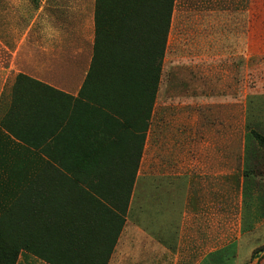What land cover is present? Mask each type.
Segmentation results:
<instances>
[{"label": "crops", "instance_id": "obj_1", "mask_svg": "<svg viewBox=\"0 0 264 264\" xmlns=\"http://www.w3.org/2000/svg\"><path fill=\"white\" fill-rule=\"evenodd\" d=\"M195 3L173 0L164 54L172 32H183L185 23L199 25L205 37L216 28V12L196 10ZM108 19L96 20L95 0H40L31 11L25 0H0V197L14 198L0 212L7 214L6 226H16L18 241L26 238L41 256H109L111 264L114 256L150 261L169 253L164 238L170 229L174 233L175 221L141 225L127 217L154 110L144 130L145 114L138 115L134 93L121 94L105 77L86 85L96 46L103 53L121 51ZM127 19L139 23L129 24L133 41L125 50L146 51L162 36L161 17ZM101 63L106 64L103 56ZM155 178L146 196L163 197L160 204L146 205L147 212L171 213L177 221L185 206L184 175L172 178V186L169 178L166 184L165 177ZM8 213L16 218L8 220ZM18 256L48 264L24 249ZM118 262L125 264L121 257ZM244 264H264V254L248 256Z\"/></svg>", "mask_w": 264, "mask_h": 264}, {"label": "rangeland", "instance_id": "obj_2", "mask_svg": "<svg viewBox=\"0 0 264 264\" xmlns=\"http://www.w3.org/2000/svg\"><path fill=\"white\" fill-rule=\"evenodd\" d=\"M178 1L182 6L191 0ZM38 4L25 0L26 11ZM195 4L216 12V28L210 37L192 23L172 32L154 102L138 99L135 107L145 117L150 108L147 126L153 110L154 117L127 217L141 225L175 221V231L164 238L166 256H120L125 264H244L248 256L264 254V149L250 134L264 135V0ZM142 85L150 98L151 79L144 77ZM182 175L186 197L177 221L171 213H148L151 202L160 204L163 197L146 196L150 178L163 176L164 184L169 178L172 186V178ZM13 199L0 197V210ZM10 215L16 218L8 213V220ZM6 216L0 212V242L16 246V226H6ZM15 264L44 263L18 256Z\"/></svg>", "mask_w": 264, "mask_h": 264}, {"label": "trees", "instance_id": "obj_3", "mask_svg": "<svg viewBox=\"0 0 264 264\" xmlns=\"http://www.w3.org/2000/svg\"><path fill=\"white\" fill-rule=\"evenodd\" d=\"M172 6L173 0H95L96 20L97 18L105 15L110 18L105 22L110 24V30L112 29V26L117 32L115 34L117 40H114V43L118 44V46L115 48L117 49L121 47V51H111L107 49L106 52L103 53L101 49H99V45L98 47L96 46L94 52V61L90 73L88 74L86 85L91 82V80L97 79L98 81L103 77L106 79L109 78L110 81L108 84L113 86L114 89L119 91L121 94L134 93L136 95L135 102H137L138 99L149 100L151 105L154 102L155 93L160 81L161 65L164 57L163 49L166 39L167 26L165 27V24H168L170 21ZM142 14H151L154 17L162 18L158 20V24L162 22L164 26L162 36L159 35L157 40L153 38L155 40L152 42L153 45L146 49V51L138 52L129 51L131 49L125 50L124 46H127L130 40L133 41V32L130 31L129 24L132 22L139 23L138 20L134 21L130 18H134ZM148 23L154 24L156 22L153 20L152 22ZM124 24L127 26L126 28L123 27ZM126 35L131 36V38H129V36L125 38ZM97 42L99 43V38L98 40L96 39V44ZM102 56L106 63L103 66H101ZM123 56H130L134 59L123 62L121 61V57ZM109 61L112 62H110V65L108 63ZM97 62L100 67L97 66ZM144 77L151 79L152 91L150 98L148 96H143L145 91L148 93V90H145L144 92L140 91L144 87L142 85ZM149 110L145 117L146 122L149 119ZM144 125V130H146L147 124L145 123ZM250 134L253 138V141H255L259 147L264 149V135L254 131H251ZM141 138L143 140V137ZM141 145L142 141L140 143V147ZM140 150L141 148H139L138 157ZM125 209L126 199L124 206L121 209V217H119L120 227H122L124 223ZM21 249L29 251L30 253L36 255L35 257L45 261L48 264H106L109 259V256H104L103 260L101 261L100 258L102 256H41L40 253L33 250V247L31 244L26 242L25 238V240L23 239L22 241L18 242L16 246H6L0 242V264H15V261L18 257L16 255H18ZM2 253H4L5 256H1Z\"/></svg>", "mask_w": 264, "mask_h": 264}]
</instances>
